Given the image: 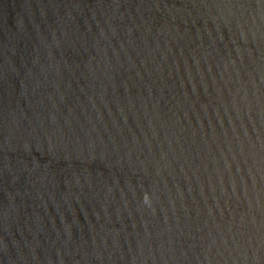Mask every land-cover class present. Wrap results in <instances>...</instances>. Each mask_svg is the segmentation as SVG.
<instances>
[{
	"label": "water",
	"instance_id": "obj_1",
	"mask_svg": "<svg viewBox=\"0 0 264 264\" xmlns=\"http://www.w3.org/2000/svg\"><path fill=\"white\" fill-rule=\"evenodd\" d=\"M0 264H264V0H0Z\"/></svg>",
	"mask_w": 264,
	"mask_h": 264
}]
</instances>
